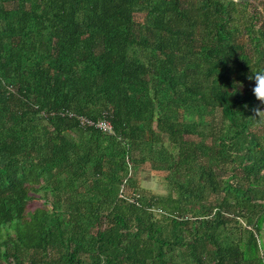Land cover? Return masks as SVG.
<instances>
[{
  "label": "trees",
  "instance_id": "trees-1",
  "mask_svg": "<svg viewBox=\"0 0 264 264\" xmlns=\"http://www.w3.org/2000/svg\"><path fill=\"white\" fill-rule=\"evenodd\" d=\"M257 71L264 0H0V264H264Z\"/></svg>",
  "mask_w": 264,
  "mask_h": 264
},
{
  "label": "built area",
  "instance_id": "built-area-1",
  "mask_svg": "<svg viewBox=\"0 0 264 264\" xmlns=\"http://www.w3.org/2000/svg\"><path fill=\"white\" fill-rule=\"evenodd\" d=\"M66 114H68L69 116H73L77 120L79 126L82 127L92 126L107 135L113 134V126L111 122L105 117L92 119L85 115L77 114L69 110H66Z\"/></svg>",
  "mask_w": 264,
  "mask_h": 264
},
{
  "label": "clouds",
  "instance_id": "clouds-1",
  "mask_svg": "<svg viewBox=\"0 0 264 264\" xmlns=\"http://www.w3.org/2000/svg\"><path fill=\"white\" fill-rule=\"evenodd\" d=\"M248 79L254 81V85L252 87L253 95L260 102V104L264 105V71L253 72ZM254 113V117L264 120V109L257 107L254 109Z\"/></svg>",
  "mask_w": 264,
  "mask_h": 264
},
{
  "label": "rangeland",
  "instance_id": "rangeland-1",
  "mask_svg": "<svg viewBox=\"0 0 264 264\" xmlns=\"http://www.w3.org/2000/svg\"><path fill=\"white\" fill-rule=\"evenodd\" d=\"M143 169H145V172H146L147 168H143ZM163 173L164 172L162 171L161 172L160 171H151V172L148 171V173H145V174L142 173V175L139 174L140 177L142 178L141 186H144L145 188H148L155 192L161 191L162 185L159 182L163 180V175H164Z\"/></svg>",
  "mask_w": 264,
  "mask_h": 264
},
{
  "label": "crops",
  "instance_id": "crops-1",
  "mask_svg": "<svg viewBox=\"0 0 264 264\" xmlns=\"http://www.w3.org/2000/svg\"><path fill=\"white\" fill-rule=\"evenodd\" d=\"M153 171V170H152ZM151 172V171H150Z\"/></svg>",
  "mask_w": 264,
  "mask_h": 264
}]
</instances>
